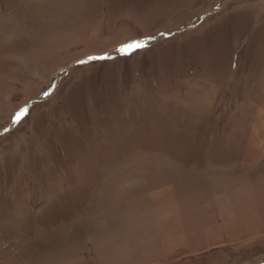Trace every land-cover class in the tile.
Listing matches in <instances>:
<instances>
[{
  "label": "rangeland",
  "instance_id": "1",
  "mask_svg": "<svg viewBox=\"0 0 264 264\" xmlns=\"http://www.w3.org/2000/svg\"><path fill=\"white\" fill-rule=\"evenodd\" d=\"M0 264H264V0H0Z\"/></svg>",
  "mask_w": 264,
  "mask_h": 264
},
{
  "label": "snow or ice",
  "instance_id": "2",
  "mask_svg": "<svg viewBox=\"0 0 264 264\" xmlns=\"http://www.w3.org/2000/svg\"><path fill=\"white\" fill-rule=\"evenodd\" d=\"M148 39H152L151 37ZM147 46V40L146 39H138L129 42L126 45L121 46L117 51H119L122 54H130L138 49L144 48ZM106 57H90L89 59H105ZM27 109L22 110L21 112L17 113L14 117V123L19 122L24 115H26Z\"/></svg>",
  "mask_w": 264,
  "mask_h": 264
}]
</instances>
